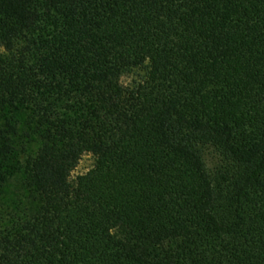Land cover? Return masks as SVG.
<instances>
[{"label": "trees", "instance_id": "16d2710c", "mask_svg": "<svg viewBox=\"0 0 264 264\" xmlns=\"http://www.w3.org/2000/svg\"><path fill=\"white\" fill-rule=\"evenodd\" d=\"M0 111V264H264V0H0Z\"/></svg>", "mask_w": 264, "mask_h": 264}, {"label": "rangeland", "instance_id": "374dc122", "mask_svg": "<svg viewBox=\"0 0 264 264\" xmlns=\"http://www.w3.org/2000/svg\"><path fill=\"white\" fill-rule=\"evenodd\" d=\"M132 80V77H129V76H125L123 78V82L125 84H128L130 83ZM6 115H11V112L9 111H0V123L4 121V117ZM17 117L22 119V114L21 112L17 113ZM95 165V158L93 157V155L91 154H85L78 167L76 168V170L73 172L72 174V178L75 179L76 177L80 176V175H83V174H86L87 172H89Z\"/></svg>", "mask_w": 264, "mask_h": 264}]
</instances>
